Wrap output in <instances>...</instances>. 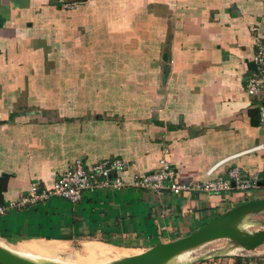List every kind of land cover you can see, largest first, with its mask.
Masks as SVG:
<instances>
[{"label":"crops","instance_id":"obj_1","mask_svg":"<svg viewBox=\"0 0 264 264\" xmlns=\"http://www.w3.org/2000/svg\"><path fill=\"white\" fill-rule=\"evenodd\" d=\"M255 36L263 0H0V206L31 183L50 188L76 159L122 160L127 183L164 161L178 183L237 167L259 185L248 196L125 187L50 198L0 215L3 249L137 256L264 198V122L245 90ZM261 247L179 264H264Z\"/></svg>","mask_w":264,"mask_h":264},{"label":"built area","instance_id":"obj_2","mask_svg":"<svg viewBox=\"0 0 264 264\" xmlns=\"http://www.w3.org/2000/svg\"><path fill=\"white\" fill-rule=\"evenodd\" d=\"M264 1V0H263ZM253 63L256 72L246 80L245 90L248 96L255 99L260 122H264V40L261 37L253 38ZM127 168L125 162L119 159H108L92 166L85 167L81 160L76 159L66 171L58 176L50 188H42L37 183H31L25 195L0 206V215L15 211L29 205H36L50 198H60L71 204L82 200L84 194H93L100 189L117 191L128 187L135 190H148L158 195L165 192L205 193L210 195H224L227 197L233 191L244 193L246 196L259 189L256 174L241 170L237 167L230 169L226 176L206 178L194 176L187 183H178L177 177L181 172L170 164L160 161V167L149 174L134 176L129 183L120 176Z\"/></svg>","mask_w":264,"mask_h":264},{"label":"water","instance_id":"obj_3","mask_svg":"<svg viewBox=\"0 0 264 264\" xmlns=\"http://www.w3.org/2000/svg\"><path fill=\"white\" fill-rule=\"evenodd\" d=\"M257 210H264V198L243 202L188 236L161 244L143 254L122 258L110 264H162L178 253L193 251L202 244L220 238H230L239 248L253 251L264 244V228L252 235H246L241 233V230L235 229L231 224L235 220H238V223L241 224V217L245 213ZM220 253L215 251L212 255ZM0 264L28 263L0 248Z\"/></svg>","mask_w":264,"mask_h":264},{"label":"rangeland","instance_id":"obj_4","mask_svg":"<svg viewBox=\"0 0 264 264\" xmlns=\"http://www.w3.org/2000/svg\"><path fill=\"white\" fill-rule=\"evenodd\" d=\"M264 192V191H263ZM241 224H239V228L241 230V233L246 234V235H252L253 233L262 230L264 228V210H257V211H253V212H249V213H245L242 217H241ZM256 223V224H255ZM57 246V245H52V244H46V245H40V246H35L36 248L39 249H43L45 250V248L43 246H45L47 248V246ZM11 248H16V247H11ZM57 248H60L59 254H61L62 252H64L63 248L60 246H57ZM262 249H264V244L263 247H261ZM96 250H99L97 247L93 248ZM93 249H90L93 252ZM241 251L243 249L239 248L236 243L230 239V238H220V239H215L212 241H209L205 244H202L198 247H196L195 249H193V251H190V254L193 257H201V256H211L213 254V252L215 251H219V253H229V252H233V251ZM220 253V254H221ZM83 254V255H82ZM78 251V252H70L67 251L66 255L64 256H56L57 259H61L66 262H70L72 260H75V257L81 258L82 263L85 264H90L89 261H85L86 259V253ZM59 257V258H58ZM54 259V256H53ZM72 259V260H70ZM92 260H96V258H91ZM102 263V262H101Z\"/></svg>","mask_w":264,"mask_h":264},{"label":"bare ground","instance_id":"obj_5","mask_svg":"<svg viewBox=\"0 0 264 264\" xmlns=\"http://www.w3.org/2000/svg\"><path fill=\"white\" fill-rule=\"evenodd\" d=\"M238 222H239L238 220H235L233 221L231 225H233L235 229L240 230L239 228L240 223ZM2 246L4 245L0 243V248L3 249ZM58 251H59V248L57 249L50 248L48 251H44V250L28 251L27 249H19V250H16V253H14V256L22 259L23 261H26L28 264H85V263H82L81 258H78V257H75V260L70 259L72 260L70 262H66L67 260L64 261V259L61 260L59 257H58L59 259H57L56 256H58ZM185 253H188V252L186 251L184 253H178L174 257H171L165 260V262H163L162 264H179V257ZM53 256H54V259H53ZM111 256H113V258ZM122 257L123 256L121 255V253H118V252L113 253L112 250L108 248L102 249V250L93 249V252L91 255L90 254L86 255L85 261H89L90 264H110V263L118 261ZM91 258H96V260H92Z\"/></svg>","mask_w":264,"mask_h":264}]
</instances>
